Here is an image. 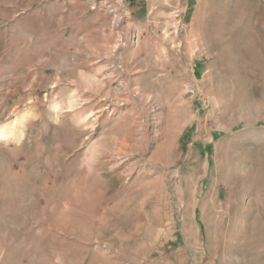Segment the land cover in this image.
<instances>
[{"label": "rangeland", "instance_id": "1", "mask_svg": "<svg viewBox=\"0 0 264 264\" xmlns=\"http://www.w3.org/2000/svg\"><path fill=\"white\" fill-rule=\"evenodd\" d=\"M2 129L0 264H264V0H0Z\"/></svg>", "mask_w": 264, "mask_h": 264}, {"label": "bare ground", "instance_id": "2", "mask_svg": "<svg viewBox=\"0 0 264 264\" xmlns=\"http://www.w3.org/2000/svg\"><path fill=\"white\" fill-rule=\"evenodd\" d=\"M57 107V105H55ZM0 138H8V132L5 130H0Z\"/></svg>", "mask_w": 264, "mask_h": 264}]
</instances>
